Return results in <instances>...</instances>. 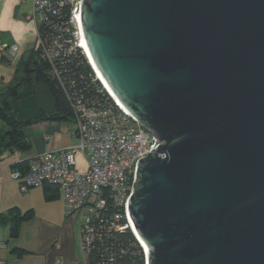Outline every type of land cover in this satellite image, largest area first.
<instances>
[{
    "label": "water",
    "instance_id": "obj_1",
    "mask_svg": "<svg viewBox=\"0 0 264 264\" xmlns=\"http://www.w3.org/2000/svg\"><path fill=\"white\" fill-rule=\"evenodd\" d=\"M80 21L100 75L159 140L128 200L147 264H264V0H82ZM36 76L10 100L19 121L55 113Z\"/></svg>",
    "mask_w": 264,
    "mask_h": 264
},
{
    "label": "built area",
    "instance_id": "obj_2",
    "mask_svg": "<svg viewBox=\"0 0 264 264\" xmlns=\"http://www.w3.org/2000/svg\"><path fill=\"white\" fill-rule=\"evenodd\" d=\"M82 0H31L26 18L35 24V48L48 63L49 73L61 88L74 123L72 143L48 149L13 168L11 178L25 192L51 184L61 193L65 215H76L82 249L110 239L114 232L129 229L147 264L144 244L133 231L128 200L133 191L138 159L159 144L106 88L91 61L81 30ZM15 43L0 41V53L14 55ZM82 62L87 70L72 71ZM51 137L45 135V140ZM81 155L85 169L79 170L74 156ZM105 250V249H104ZM0 264H5L0 261Z\"/></svg>",
    "mask_w": 264,
    "mask_h": 264
},
{
    "label": "crops",
    "instance_id": "obj_3",
    "mask_svg": "<svg viewBox=\"0 0 264 264\" xmlns=\"http://www.w3.org/2000/svg\"><path fill=\"white\" fill-rule=\"evenodd\" d=\"M31 5V0H0V41L18 45L14 55H5L10 57L3 59L0 53V58L16 62V71L20 61L27 59L36 45L35 24L26 18ZM58 120L33 121L36 125L30 126L27 151L0 152V261L5 264H86L78 219L76 215H65L60 190L44 189L43 185L22 192L10 175L13 164L20 159L72 143L74 125L60 133ZM45 135L51 139L45 140ZM76 155L75 165L83 171L85 162L79 155L80 165H77ZM23 214L25 217L18 220L16 233L11 235V219Z\"/></svg>",
    "mask_w": 264,
    "mask_h": 264
},
{
    "label": "trees",
    "instance_id": "obj_4",
    "mask_svg": "<svg viewBox=\"0 0 264 264\" xmlns=\"http://www.w3.org/2000/svg\"><path fill=\"white\" fill-rule=\"evenodd\" d=\"M32 49L36 52L37 59L33 55H30L27 59L21 60L17 68V72H19L18 78L22 74L23 68L35 62L39 67V78L44 79L48 83L55 97L54 115L42 119H71V109L61 88L49 73L48 63L40 59L35 47ZM2 58L4 59L3 54ZM70 66L72 71L75 72V76L78 75L77 70L83 71L88 68L84 62H82V66H79V68L73 63ZM15 91L16 85L14 83L0 94V152L10 149L14 151H27L30 148V141L22 129L24 125L30 124L32 121H19L16 119L14 112H12L10 100ZM23 164H25V161ZM23 164L14 163L13 168H22ZM43 187L44 189L50 187L57 188L51 184H45ZM1 217L2 215L0 219ZM24 217L25 214L17 215L11 219V235L16 233L18 220ZM86 264H144V255L133 234L127 229L124 232H114L112 237L105 239L102 244H95L86 254Z\"/></svg>",
    "mask_w": 264,
    "mask_h": 264
},
{
    "label": "rangeland",
    "instance_id": "obj_5",
    "mask_svg": "<svg viewBox=\"0 0 264 264\" xmlns=\"http://www.w3.org/2000/svg\"><path fill=\"white\" fill-rule=\"evenodd\" d=\"M36 49V48H35ZM30 55H33L34 58L37 59V54L35 51H33V49L29 52ZM5 56V55H4ZM5 57H10V56H5ZM16 62L14 63L13 60H1L0 58V94L2 92H4L8 86H11L12 84H14L18 78V74L19 72L16 71ZM58 121H60V133L62 132H66L67 130H69L70 128H72V126L74 125L73 121L70 118H62L59 119ZM31 125H36L35 123L33 124V122L31 124H26L23 126V132L25 133V135L27 137H30V126ZM76 159H77V165H80V161L79 159V155H76ZM82 166V163H81ZM79 223V221H78Z\"/></svg>",
    "mask_w": 264,
    "mask_h": 264
},
{
    "label": "flooded vegetation",
    "instance_id": "obj_6",
    "mask_svg": "<svg viewBox=\"0 0 264 264\" xmlns=\"http://www.w3.org/2000/svg\"><path fill=\"white\" fill-rule=\"evenodd\" d=\"M38 65L35 63V62H32L30 64H28L26 66V68H23V72L22 74L20 75V77L16 80V82L21 78H25V76L27 77V75L29 76L28 79L22 81L19 85L16 84L15 82V85H16V91L14 93L13 96H15L25 85H31L32 83V74H36V80H40L39 76H38ZM22 112H24V109L22 108L21 109ZM16 115V113H14ZM22 121H28V120H22ZM33 122V120H30L28 122Z\"/></svg>",
    "mask_w": 264,
    "mask_h": 264
},
{
    "label": "bare ground",
    "instance_id": "obj_7",
    "mask_svg": "<svg viewBox=\"0 0 264 264\" xmlns=\"http://www.w3.org/2000/svg\"><path fill=\"white\" fill-rule=\"evenodd\" d=\"M91 61H92L93 65H94V67H95V69H96V71H97V73H98V77L102 80V82L104 83V85L106 86V88L108 89V91H110L111 95H112L114 98H116L115 95L113 94V92L110 90V88H109L108 85L106 84V82L104 81V79L102 78V76L100 75V73H99V71H98L97 67L95 66V64H94V62H93L92 59H91Z\"/></svg>",
    "mask_w": 264,
    "mask_h": 264
}]
</instances>
